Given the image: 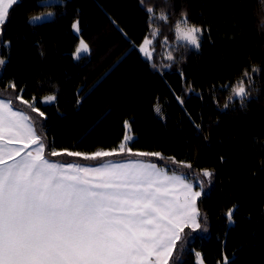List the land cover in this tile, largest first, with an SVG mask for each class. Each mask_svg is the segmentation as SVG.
<instances>
[{
  "label": "trees",
  "instance_id": "16d2710c",
  "mask_svg": "<svg viewBox=\"0 0 264 264\" xmlns=\"http://www.w3.org/2000/svg\"><path fill=\"white\" fill-rule=\"evenodd\" d=\"M152 6L157 14L168 12L172 23L187 11L192 24L208 29L198 52L173 50L178 62H170L171 68L162 62L159 71L133 47L148 31L145 9ZM49 10L55 13L51 22L29 25L31 15ZM77 19L80 36L71 28ZM80 38L90 54L75 60ZM0 39L11 41L9 48L0 47L7 61L0 68V89L15 78L18 88L26 87V99L57 93L55 103L41 107L48 142L57 149L110 150L122 142L128 121L134 139L126 149L191 163L193 180L201 169L213 172L210 182L199 176L205 181L199 207L207 215V230L185 229L190 237L184 264H196V251L204 264H222V255L234 264H264V12L259 0H65L51 8L20 0ZM252 65L262 71L254 74L250 101L242 109L234 99L224 109L230 89L221 86L235 84ZM188 85L194 91L188 92ZM143 160L175 167L166 159ZM233 205L230 225L226 213Z\"/></svg>",
  "mask_w": 264,
  "mask_h": 264
},
{
  "label": "snow or ice",
  "instance_id": "6c2138e0",
  "mask_svg": "<svg viewBox=\"0 0 264 264\" xmlns=\"http://www.w3.org/2000/svg\"><path fill=\"white\" fill-rule=\"evenodd\" d=\"M19 2L0 0V37ZM37 3L51 8L64 6L65 0ZM259 3L264 12V0ZM145 11L148 31L133 47L159 71L154 62L155 48L161 35L160 23H168L170 16L164 10L157 14L156 6ZM54 18L53 11H42L31 15L28 23L38 26ZM79 24L77 19L71 25L77 36L81 34ZM172 31L174 50L198 52L208 29L192 24L188 12L182 11ZM167 41L165 37L163 43ZM10 45L11 41L0 39V47ZM84 54H90V46L80 38L73 59H82ZM164 59L178 62L172 50ZM183 59L181 55L179 60ZM6 63L0 55V68ZM164 67L171 68L172 63ZM261 71L258 65H252L250 70H243L235 84L221 86L230 89L224 109L234 99L242 109L246 106L256 91L254 74ZM180 75L183 79L182 71ZM26 91V87H17L15 78L0 89V264H184L181 258L190 237L185 229L207 230V215L199 207L205 181L199 176L210 182L213 172L201 169L193 180L191 163L130 147L125 152L134 139L128 134V121L124 123L122 142L110 150L88 153L57 149L48 142L46 114L41 110L43 105L57 101V93L26 99ZM187 91L194 89L188 85ZM176 99L183 105L181 96ZM80 102L78 97L77 104ZM155 111L161 112L159 105ZM65 156L73 159H60ZM122 156L127 158L115 159ZM134 157L166 159L175 167ZM235 211V205L227 210L230 225ZM195 256L196 264H204L201 252L196 251ZM222 264L234 262L222 255Z\"/></svg>",
  "mask_w": 264,
  "mask_h": 264
},
{
  "label": "rangeland",
  "instance_id": "374dc122",
  "mask_svg": "<svg viewBox=\"0 0 264 264\" xmlns=\"http://www.w3.org/2000/svg\"><path fill=\"white\" fill-rule=\"evenodd\" d=\"M157 23H160V22L158 21ZM173 24L174 23H172L170 21H168V23H160L161 35L158 38V41H157V44H156V48H155V61H154L157 66L158 65H161L162 62L164 64H169L170 63L169 61H167L166 59H164V57L166 56V54H167L168 51H170V50L173 51L174 50L175 41H174V36H173V31H172V25ZM165 37H168L167 43H163ZM128 134L130 136L134 137L131 134V132H130V128L128 130ZM125 152H127V149L126 148H125ZM122 157H125L126 158V156H122ZM117 158H120V157H117ZM135 158H137V157H135ZM138 158L139 159H143L145 157H138ZM204 190H205V186L203 187L202 193L204 192Z\"/></svg>",
  "mask_w": 264,
  "mask_h": 264
}]
</instances>
